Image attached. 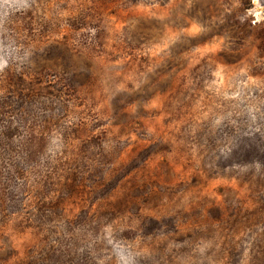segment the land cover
<instances>
[{
  "label": "rangeland",
  "instance_id": "obj_1",
  "mask_svg": "<svg viewBox=\"0 0 264 264\" xmlns=\"http://www.w3.org/2000/svg\"><path fill=\"white\" fill-rule=\"evenodd\" d=\"M263 11L0 0V264H264Z\"/></svg>",
  "mask_w": 264,
  "mask_h": 264
},
{
  "label": "bare ground",
  "instance_id": "obj_2",
  "mask_svg": "<svg viewBox=\"0 0 264 264\" xmlns=\"http://www.w3.org/2000/svg\"><path fill=\"white\" fill-rule=\"evenodd\" d=\"M260 6V5H259ZM259 10V9H258ZM259 12V11H258ZM261 12V11H260ZM264 12V11H263ZM256 14V13H255ZM256 16V15H255ZM256 17H259V16H256Z\"/></svg>",
  "mask_w": 264,
  "mask_h": 264
}]
</instances>
